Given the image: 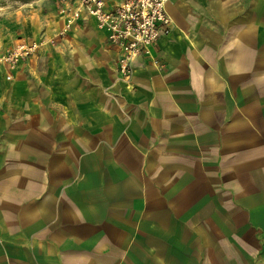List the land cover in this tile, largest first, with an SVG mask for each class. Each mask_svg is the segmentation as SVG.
<instances>
[{"label":"crops","instance_id":"crops-1","mask_svg":"<svg viewBox=\"0 0 264 264\" xmlns=\"http://www.w3.org/2000/svg\"><path fill=\"white\" fill-rule=\"evenodd\" d=\"M166 12L129 81L84 12L0 32V264H264V0Z\"/></svg>","mask_w":264,"mask_h":264},{"label":"built area","instance_id":"built-area-1","mask_svg":"<svg viewBox=\"0 0 264 264\" xmlns=\"http://www.w3.org/2000/svg\"><path fill=\"white\" fill-rule=\"evenodd\" d=\"M109 1L73 0L74 6L65 11L68 18L59 35H64L82 12L86 13L107 34L109 44L119 49L118 74L121 80L129 81L134 61L148 53L159 38L171 33L172 21L166 12L170 0H121L108 8ZM38 47L35 42L19 45L0 57V65L13 68L32 56Z\"/></svg>","mask_w":264,"mask_h":264},{"label":"rangeland","instance_id":"rangeland-1","mask_svg":"<svg viewBox=\"0 0 264 264\" xmlns=\"http://www.w3.org/2000/svg\"><path fill=\"white\" fill-rule=\"evenodd\" d=\"M72 1L73 0H0V32L7 31L8 33H12L14 30L19 31L21 22L27 16L31 15L37 19H46L49 17V22L57 23L61 17L65 16V11L68 10ZM61 31L59 30L58 33ZM28 43L30 42L23 41L18 43L8 49L2 56L6 55L17 46ZM36 44L38 45L39 43ZM18 63H16L15 66Z\"/></svg>","mask_w":264,"mask_h":264}]
</instances>
